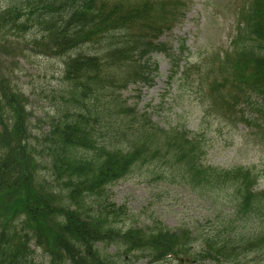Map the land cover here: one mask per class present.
Segmentation results:
<instances>
[{
	"label": "trees",
	"instance_id": "1",
	"mask_svg": "<svg viewBox=\"0 0 264 264\" xmlns=\"http://www.w3.org/2000/svg\"><path fill=\"white\" fill-rule=\"evenodd\" d=\"M8 2L0 11V31L20 37L35 29L43 41L34 44L62 61L67 87L48 119L49 131L35 135L39 144L32 145L24 97L0 74V264H38V249L47 258L43 264H124L147 258L149 264H163L172 257L228 264L243 253L259 250L264 255V190L259 189L264 173L254 167L204 164L207 151L200 136L183 126L163 129L123 99L131 85L153 83L158 72L154 55L168 57L172 77L180 78L181 88L187 85L192 68L183 63L185 42L175 50L160 41L172 30L180 6L151 0L114 5L106 0ZM239 20L236 51L214 66L213 85L207 87L214 110L218 104L248 107L257 115V132L263 133L264 0H251ZM106 119L105 134L118 146L98 143L99 125ZM38 156L49 161L54 187L37 183ZM143 158H164L178 171L173 179L232 203L233 220L215 233H172L169 228L116 233L107 225L108 209L95 208L96 213L86 196L103 198L105 188L125 178ZM116 238L132 253L108 256L98 247ZM195 246L203 251L198 260L191 258Z\"/></svg>",
	"mask_w": 264,
	"mask_h": 264
},
{
	"label": "rangeland",
	"instance_id": "2",
	"mask_svg": "<svg viewBox=\"0 0 264 264\" xmlns=\"http://www.w3.org/2000/svg\"><path fill=\"white\" fill-rule=\"evenodd\" d=\"M106 1L113 5L120 2H141ZM151 1L170 5L173 3L176 9L180 6L172 30L165 31L160 41L175 50L179 49L181 42H185L188 52L183 63L192 68L190 79L185 88H181L180 78L172 77L169 59L165 55H156L153 61L158 63L159 70L154 75L153 83L131 85L122 92L123 99L129 106L136 108L139 114H147L155 125L163 129L183 126L195 136H200L207 151L204 164L222 169L254 167L264 173V133L257 135L247 124H254L256 114L248 107L232 103L228 107L218 104L216 111L210 110L214 101L207 92L208 84L213 85L214 66L221 63L223 57H231L236 51L235 35L239 28V15H243L251 0ZM8 3V0H0L1 12H5ZM18 34L10 35L6 30L0 31V74L9 78L12 86L24 97L33 135L31 144L38 145L34 136L49 131L48 119L57 112V106L61 102L60 92L65 93L67 84L61 76L62 61L46 56L34 44L43 41L36 30L20 34V37ZM34 40L38 42H33ZM262 54L264 55V50ZM224 93L227 101L231 100L230 92L225 90ZM108 121L109 119L100 122L98 143L113 142L118 146L117 140L112 141L105 134L109 133ZM79 152L91 155L86 151ZM37 162V183H51L49 186L54 187L49 161L38 156ZM176 173L178 171L164 158H143L135 163L124 179L110 185L103 198L95 200L93 195L86 196L88 206L98 208L97 210L108 209L104 213L107 225L119 234H126L131 230L150 233L161 228H169L172 233L180 229H189L194 233H215L223 228L227 220H233L230 215L234 208L232 203L218 202L212 192L201 186L192 187L173 179ZM259 189L264 190V178L260 181ZM119 209L123 211L120 212ZM112 210L115 211L114 214H111ZM232 229L235 227L232 226ZM98 247L108 256L132 253L118 238L105 241ZM191 251V258L197 259L203 254L197 246ZM142 254L147 255V252ZM41 255L37 251L35 261L38 264H43L44 261L47 263V258ZM147 260L136 263L127 260L124 264H147ZM236 260L238 261L234 263ZM263 260L264 255L257 250L254 254H240L238 259L234 257L228 264H261ZM163 264L183 262L180 259H169ZM184 264L190 263L184 261Z\"/></svg>",
	"mask_w": 264,
	"mask_h": 264
}]
</instances>
